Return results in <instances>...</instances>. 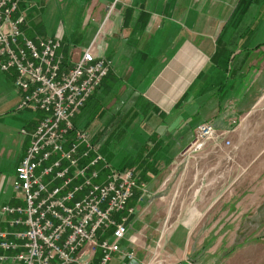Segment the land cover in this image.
I'll return each instance as SVG.
<instances>
[{"label": "crops", "instance_id": "crops-1", "mask_svg": "<svg viewBox=\"0 0 264 264\" xmlns=\"http://www.w3.org/2000/svg\"><path fill=\"white\" fill-rule=\"evenodd\" d=\"M48 1H74L68 3L70 11L79 1L78 28L86 46L92 43L94 54L112 60L74 121L101 140L110 163L123 155L125 166L115 167L134 168L143 186L128 202L129 228L121 247L134 250L138 262L147 257L146 264H161L150 256L157 215L168 212L174 220L175 215H189L185 224L179 216V228L191 227L213 198L234 191L229 186L238 175L222 167L264 147V0H20L17 13L24 15L22 28L28 36L59 34L53 25L48 31L43 26L58 5ZM66 44L63 52L73 58L86 47L75 56L72 48L65 50ZM120 78L128 86L117 85L107 94L104 83ZM14 79L12 92L0 101V207L19 201L12 186L14 170L40 115L18 108L22 92ZM102 97L107 105L89 117L86 109L103 102ZM205 121L217 134L201 153L183 157L196 126ZM95 122L108 126L107 139L100 137L102 132L93 134ZM230 135L237 139L234 148H228ZM213 163L221 167L214 181L208 168ZM240 181L238 205L249 217L237 240L242 250L260 247L264 257V237L253 236L254 229L264 228V178L251 175ZM6 227L0 214V230ZM175 232L173 225L169 236ZM172 249L165 250L169 264H175ZM129 262L116 252L108 264Z\"/></svg>", "mask_w": 264, "mask_h": 264}, {"label": "built area", "instance_id": "built-area-1", "mask_svg": "<svg viewBox=\"0 0 264 264\" xmlns=\"http://www.w3.org/2000/svg\"><path fill=\"white\" fill-rule=\"evenodd\" d=\"M19 3L0 0V70L14 72L22 92L18 108L40 115L14 170L19 201L0 207L7 222L0 230V264H108L116 252L131 260L121 241L129 228L128 202L143 185L134 168L112 165L101 140L74 122L112 60L94 54L92 43L77 58L65 54L60 33L28 36ZM216 134L211 122L198 124L181 155Z\"/></svg>", "mask_w": 264, "mask_h": 264}, {"label": "rangeland", "instance_id": "rangeland-1", "mask_svg": "<svg viewBox=\"0 0 264 264\" xmlns=\"http://www.w3.org/2000/svg\"><path fill=\"white\" fill-rule=\"evenodd\" d=\"M48 2L49 4L58 3V5L53 7V13L48 15L47 22H44L43 26L45 30L48 31L50 25L56 27L55 29L59 31L61 36L64 34V42L62 45L64 46L67 43L65 50H70L72 48L73 52L76 54L75 56H77V54L79 55L88 42L84 37V33L78 28L77 17L80 15V12L77 13V11L80 10V7L76 4L79 3V1L76 4L74 3V5H71L73 6L71 11L68 3L74 1ZM37 6L38 5H36V7ZM54 15L57 16L55 17ZM69 18L71 21H69ZM72 45H74V47ZM63 46L61 47L62 51H64ZM91 51L93 52V49ZM11 73L14 74L12 70L5 72L0 71V101H3L5 96L12 92L14 77ZM104 82L105 81H103V83ZM112 84H110V79L104 83V87H106L104 91H106L107 94H110L112 89L115 86L117 87V85L118 87L121 85L128 86L126 79L123 78L115 79ZM102 100L104 103L98 101L86 109L89 117H92L99 113L100 110L104 109L107 105V99L102 97ZM262 104H264V99ZM106 111L107 113L109 112L108 107L105 109V112ZM111 111H113V108L110 112ZM33 113L38 114L39 112ZM78 120L79 119H77V121ZM78 124L84 126V122L82 123V121H79ZM95 125V133L93 134L97 135V131L102 132L100 137L103 139L105 136L107 139L108 126L106 124L100 126L97 122H95ZM88 130L90 129H87V131ZM18 137L19 139H23L22 134ZM228 140L230 141L228 148H234L237 139L230 135L228 136ZM103 142L105 141L103 140ZM203 149L204 148H201L192 152L190 155L195 154L196 156L201 153ZM103 152L106 153L105 148H103ZM119 153H123V151H120ZM190 155L185 154L183 157H189ZM219 157L220 156L215 157L214 155L210 156L212 160L218 159ZM4 161L6 162L8 159L5 157ZM262 161H264L263 145L254 152L253 150L249 151L248 155L243 159H239L237 162L230 161L228 162V166L222 167L228 169L227 171L229 173L232 172V174H235L236 176L238 175V178L235 180L233 179L231 183L227 182V187L229 186L228 183H230L229 188H231V191H234L213 198V203L210 207L205 209L202 214L197 215L191 227L187 226L186 229L179 228L180 220H182V224H185L183 221L187 220L189 215H175V220L168 212L157 215L158 220L152 225V227L155 228L152 229L153 235L156 234L153 239V244L155 245L150 252L152 259H154V261H160L161 264H169L165 255L167 254L165 253V250H168L170 253L175 246V264H263L264 257L260 254L262 250L260 247L251 246L242 250L241 245L238 242L239 238L237 240V236H239L241 232L246 231L244 227L242 228V225L247 222V218L249 217L241 212L238 205V200L241 199L238 197V189L241 184L240 178L243 180L245 177H250L251 175H253V177L259 176L260 178H264V166L262 165ZM111 162L117 167L125 166L122 154L112 158ZM6 164L8 165L7 162ZM208 168L210 170V172H208L214 181L221 167H219L218 163H213ZM173 225L175 226L176 232L173 237H170L169 235L172 231ZM253 232L254 238L264 237V228H256ZM126 251L132 252L134 255V250ZM142 261L146 263L147 257L142 259Z\"/></svg>", "mask_w": 264, "mask_h": 264}, {"label": "water", "instance_id": "water-1", "mask_svg": "<svg viewBox=\"0 0 264 264\" xmlns=\"http://www.w3.org/2000/svg\"><path fill=\"white\" fill-rule=\"evenodd\" d=\"M137 259L133 258L130 260V262L128 264H137Z\"/></svg>", "mask_w": 264, "mask_h": 264}, {"label": "trees", "instance_id": "trees-1", "mask_svg": "<svg viewBox=\"0 0 264 264\" xmlns=\"http://www.w3.org/2000/svg\"><path fill=\"white\" fill-rule=\"evenodd\" d=\"M75 122V121H74ZM76 125V124H75ZM77 126V125H76ZM102 149V148H101ZM101 152H103V150H101ZM104 153V152H103ZM105 155V154H104ZM106 156V155H105ZM133 194H134V192H133ZM133 196V195H132Z\"/></svg>", "mask_w": 264, "mask_h": 264}]
</instances>
